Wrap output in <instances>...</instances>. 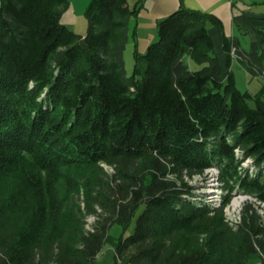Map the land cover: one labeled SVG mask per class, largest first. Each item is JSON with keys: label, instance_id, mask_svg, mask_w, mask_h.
Returning <instances> with one entry per match:
<instances>
[{"label": "trees", "instance_id": "trees-1", "mask_svg": "<svg viewBox=\"0 0 264 264\" xmlns=\"http://www.w3.org/2000/svg\"><path fill=\"white\" fill-rule=\"evenodd\" d=\"M139 4L90 0L82 36L61 23L68 0H0V264H96L105 246L114 264H264L257 207L224 215L234 192L264 203V17L245 51L181 6L127 76ZM210 168L218 206L191 184Z\"/></svg>", "mask_w": 264, "mask_h": 264}, {"label": "crops", "instance_id": "crops-1", "mask_svg": "<svg viewBox=\"0 0 264 264\" xmlns=\"http://www.w3.org/2000/svg\"><path fill=\"white\" fill-rule=\"evenodd\" d=\"M137 1L139 0H127V5L132 8ZM246 1L247 3L243 0H140L137 17L132 23L136 28V48H144L141 45L142 41L154 42L157 39V22L171 15L182 6L189 10L214 15L221 21L225 37L236 40L239 47L247 51V45L250 46L251 43L259 41L256 30L263 23L264 10L262 8H264V0ZM68 2V9L62 16V20L63 18L66 19L63 24L75 33L84 36L87 27L84 11L90 0H68ZM208 32L213 39L215 49L220 52L218 59L222 76H224V56L221 53L219 33L214 27H209ZM103 250L97 256L96 264H98V257L102 255ZM108 253L111 255L109 264H114L113 249H109Z\"/></svg>", "mask_w": 264, "mask_h": 264}, {"label": "rangeland", "instance_id": "rangeland-1", "mask_svg": "<svg viewBox=\"0 0 264 264\" xmlns=\"http://www.w3.org/2000/svg\"><path fill=\"white\" fill-rule=\"evenodd\" d=\"M243 1L247 3L246 0H243ZM262 9L264 10V8H262ZM65 20H66L65 18H63V20L61 19V23L63 24V21L66 22ZM85 22H86V20H85ZM86 26H87V24H86ZM86 30H87V27H86ZM157 40H158V38L154 42H156ZM152 43H147V41H142L141 45L144 46V48L141 47V49H139L137 47L136 50H137L138 54L144 55L147 47ZM134 44H137V41H135V42L130 41L129 44L127 45V47L124 51V55H123L124 63H125V71H126L127 76L131 75L132 70H133V66H134V62H135ZM147 44H149V45H147ZM247 49H249V45H247L246 50ZM215 53L217 56H220L219 50L215 49ZM185 61L189 65V68L191 71H195V70L199 69V67L197 65L193 64L192 62H190L188 60V58H185ZM225 70L226 69H225L224 62H223L224 76L226 75ZM231 71L234 75L236 87L240 92L247 91L250 94H255L256 92H258L260 87L263 85V80L261 78H259V77L252 78L236 61H233L232 66H231ZM249 105L251 107L254 106V104L252 102H249ZM241 166H242V168L249 169V171L252 172L249 161L243 162L241 164ZM105 170L110 174L113 173L112 169L109 167L105 166ZM215 174H216V170L214 168L207 169V170H205V172L202 176L194 177V179L191 181V184L194 186L195 192L199 196V199H203L206 204L218 206L219 198L221 196V192H220L219 188L217 187V183L215 180ZM247 202L253 203L257 207L258 213H259L261 220L264 224V203H259L258 201H256L252 197L242 195V194L236 193V192H234L232 194L229 203L224 208V215H225L226 219L229 221V223H232V222L236 223L240 220V212H241L243 206L245 205V203H247ZM88 221L89 222L93 221V218H89ZM133 227H134V223L127 230V232L125 233V236H128L132 233ZM121 233H122V229L118 225H115L111 229V235L114 238L119 237ZM109 249L112 250V248L110 246L104 247L102 255L98 257V259H99V260H97L98 264H109V262L111 261V255L108 253ZM248 264H259V258L255 255L252 256L251 259L249 260Z\"/></svg>", "mask_w": 264, "mask_h": 264}, {"label": "built area", "instance_id": "built-area-1", "mask_svg": "<svg viewBox=\"0 0 264 264\" xmlns=\"http://www.w3.org/2000/svg\"><path fill=\"white\" fill-rule=\"evenodd\" d=\"M229 1H234V0H229ZM231 55H232V57L235 59L236 57H235V49H232V51H231Z\"/></svg>", "mask_w": 264, "mask_h": 264}, {"label": "bare ground", "instance_id": "bare-ground-1", "mask_svg": "<svg viewBox=\"0 0 264 264\" xmlns=\"http://www.w3.org/2000/svg\"><path fill=\"white\" fill-rule=\"evenodd\" d=\"M236 203H237V202H236ZM236 203H235V204H236ZM232 223H233V222H232ZM232 223H230V224L233 225L234 223H233V224H232Z\"/></svg>", "mask_w": 264, "mask_h": 264}]
</instances>
